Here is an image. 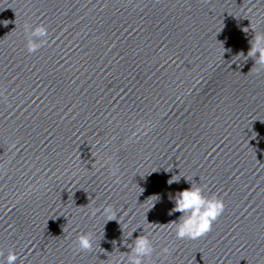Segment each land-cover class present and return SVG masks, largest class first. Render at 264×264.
<instances>
[{"label":"water","instance_id":"obj_1","mask_svg":"<svg viewBox=\"0 0 264 264\" xmlns=\"http://www.w3.org/2000/svg\"><path fill=\"white\" fill-rule=\"evenodd\" d=\"M26 24L48 31L31 54ZM251 28L264 31V0H0V260L115 264L150 234L145 264H264ZM178 173L189 182L169 186ZM190 183L225 208L177 239L168 197ZM105 206L116 220L92 215Z\"/></svg>","mask_w":264,"mask_h":264},{"label":"clouds","instance_id":"obj_2","mask_svg":"<svg viewBox=\"0 0 264 264\" xmlns=\"http://www.w3.org/2000/svg\"><path fill=\"white\" fill-rule=\"evenodd\" d=\"M251 29L255 33L254 38L250 41L251 47L247 52V56L243 53L240 54L247 59L253 58L255 61L254 67L259 71L264 69V31ZM24 31L27 40L26 48L30 54L47 44L48 31L45 25L40 24L33 27L26 24ZM257 53H259L258 56ZM112 175H116V169H113ZM181 178L184 177L180 173L172 175L167 184L169 186L173 183L179 184ZM185 181L189 182L186 179ZM204 193V186L196 183H190L189 187L176 191L174 194L169 193L168 198L174 206L169 210L168 215L181 214L177 220L168 223L174 228L177 239L195 240L202 237L211 230L213 222L224 212L225 205L221 198L215 195L209 197ZM149 198L151 199V208L161 199L159 195H153ZM98 211L100 215L107 217L108 221L116 220L115 216L118 215L111 206L103 207L102 211L94 209L92 215L95 216ZM135 231L131 232L128 238L132 237ZM149 235H139L132 240L131 244L124 240L123 246L129 248L130 251L123 253L126 256V261L122 257L115 264H145V261L149 260L155 252L153 241L149 238ZM75 244L81 251H92L95 246V239L92 233H83L77 236ZM160 255L166 258L171 255V250L164 247L161 249ZM16 260L17 256L9 252L6 260H0V264H15Z\"/></svg>","mask_w":264,"mask_h":264}]
</instances>
